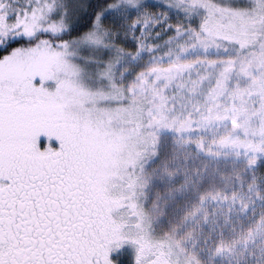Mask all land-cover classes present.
<instances>
[{"label": "snow or ice", "instance_id": "1", "mask_svg": "<svg viewBox=\"0 0 264 264\" xmlns=\"http://www.w3.org/2000/svg\"><path fill=\"white\" fill-rule=\"evenodd\" d=\"M0 264H264V0H0Z\"/></svg>", "mask_w": 264, "mask_h": 264}]
</instances>
